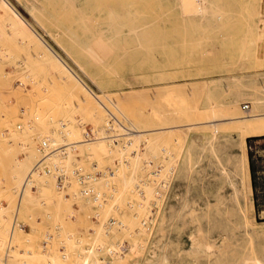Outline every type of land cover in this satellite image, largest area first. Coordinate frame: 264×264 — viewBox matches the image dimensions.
Instances as JSON below:
<instances>
[{
	"label": "rangeland",
	"instance_id": "374dc122",
	"mask_svg": "<svg viewBox=\"0 0 264 264\" xmlns=\"http://www.w3.org/2000/svg\"><path fill=\"white\" fill-rule=\"evenodd\" d=\"M5 1L58 63L0 11V264H264V137L251 195L237 123L203 124L264 113V0Z\"/></svg>",
	"mask_w": 264,
	"mask_h": 264
},
{
	"label": "bare ground",
	"instance_id": "6f19581e",
	"mask_svg": "<svg viewBox=\"0 0 264 264\" xmlns=\"http://www.w3.org/2000/svg\"><path fill=\"white\" fill-rule=\"evenodd\" d=\"M39 9V8H38ZM41 9V8H40ZM103 10V9H102ZM0 11L3 12V14L7 15L8 18L10 19V23L12 25V27H14L15 29H18V31L22 34H25L26 35V38L29 40H31L32 42L34 41L37 44H42L41 46V52H42V55L45 59H47V61H50L52 63H56V61L54 60H57L53 54L51 52H48L46 47H44L43 43H41V39L38 40L37 39V36L33 33L32 29L27 27L24 23V20L22 18L19 17V15L16 14V12L10 7L8 6V3L5 1V0H0ZM4 15V16H5ZM109 18V16H108ZM109 28L112 30V33L113 35L115 36H119L121 33H122V29H121V26L116 23L113 15H111V17L109 18ZM37 22H40L39 20ZM42 23V22H41ZM41 26V24H39ZM44 27V26H43ZM45 28V27H44ZM46 29V28H45ZM48 33V32H47ZM61 33V32H60ZM36 40L38 42H36ZM34 43V44H35ZM39 47V46H38ZM40 50V49H39ZM54 58V59H53ZM49 62V63H50ZM54 63V64H55ZM57 63H58V60H57ZM57 63L55 65H57ZM61 64V63H59ZM59 67V66H58ZM60 69V68H59ZM59 79V78H58ZM74 81L76 80L75 78H73ZM93 100V99H92ZM96 104V103H95ZM100 104V103H99ZM79 106H75V108H77ZM249 110V108H248ZM238 112V110H236ZM244 113V112H243ZM240 114V113H239ZM232 115V113H231ZM235 115V114H234ZM103 121V120H102ZM107 121V120H106ZM104 122V121H103ZM218 122L224 124L226 122H231V123H234L236 122L237 124H232L237 135H238V144H237V147L238 149L243 152V157H245V169L243 168L242 166V169H244L246 175H247V178L249 180V177H248V163H247V158H246V155H245V152H244V148H245V142L247 139L249 138H252V137H257V136H264V113H258L257 111H254V110H250L248 111V115L247 116H230L228 115L225 119H217L215 121H208V122H204L203 124H206V125H211L212 128H213V134H216L217 133V130L216 128H218V125L220 124H217ZM227 124V123H226ZM195 125V124H194ZM193 125V126H194ZM199 125V124H198ZM202 125V124H201ZM221 125V124H220ZM229 125H231L229 123ZM235 125V126H234ZM183 126V125H181ZM188 126V125H186ZM176 127V126H175ZM179 127L180 129H182V127L180 126H177ZM176 127V128H177ZM184 127V126H183ZM195 127V126H194ZM232 127V126H231ZM232 127V128H233ZM121 128V127H120ZM123 128V127H122ZM174 128V127H173ZM191 128V127H190ZM175 129V128H174ZM119 130H122V129H119ZM126 130V128H125ZM171 130V129H170ZM212 130V129H211ZM124 131V129L122 130ZM234 131V132H235ZM135 133H131V134H128L130 136H133V137H141L143 135H146V134H150L152 133L151 131H138V130H135L134 131ZM155 133V131H154ZM127 135V134H126ZM181 135V134H180ZM122 136V134H121ZM124 136V134H123ZM125 137V136H124ZM214 137V135H213ZM138 139V138H137ZM50 144H52L53 142L50 141ZM76 143V142H75ZM78 143V142H77ZM89 143V142H88ZM81 144V143H80ZM139 159V158H138ZM140 163V162H139ZM241 165V164H240ZM242 172V171H241ZM26 178V177H25ZM243 183V182H242ZM241 183V184H242ZM250 187V186H249ZM23 189V188H22ZM24 191V190H23ZM23 193V192H22ZM244 193V192H243ZM86 260V259H85ZM245 262V261H244ZM247 262V261H246ZM96 264V263H95ZM246 264V263H244Z\"/></svg>",
	"mask_w": 264,
	"mask_h": 264
},
{
	"label": "built area",
	"instance_id": "2783aa9c",
	"mask_svg": "<svg viewBox=\"0 0 264 264\" xmlns=\"http://www.w3.org/2000/svg\"><path fill=\"white\" fill-rule=\"evenodd\" d=\"M248 105H244L242 107V110H248ZM110 136V135H109ZM88 137H90V134H85V139H88ZM117 137L119 136H110V139L113 141H116ZM41 150L44 152L43 156H45L46 154L49 153V151H52L51 149H49L50 144L49 142H43L42 144H40ZM43 171L46 172V174H54L57 180V188L60 190H63L64 187H66V181H67V175H66V170L65 168H63L62 166H55L52 168H44L42 169ZM74 176H76L78 182L82 185V189L80 191L81 195L84 196L85 198H88L94 202H98L101 200L102 194L97 191L96 189H93V187L91 185H89V182H91L92 180L96 179V175H92L89 173H85L83 172L80 168L75 169L73 171ZM94 178V179H92ZM111 225L115 224L114 220H111L109 222Z\"/></svg>",
	"mask_w": 264,
	"mask_h": 264
},
{
	"label": "crops",
	"instance_id": "0c3cea01",
	"mask_svg": "<svg viewBox=\"0 0 264 264\" xmlns=\"http://www.w3.org/2000/svg\"><path fill=\"white\" fill-rule=\"evenodd\" d=\"M260 137H264V136H257V137H252V138H260ZM249 139H251V138H249ZM248 177H249L250 193H251V195H253L254 189H253V184H252L251 171H250V168L249 167H248Z\"/></svg>",
	"mask_w": 264,
	"mask_h": 264
}]
</instances>
